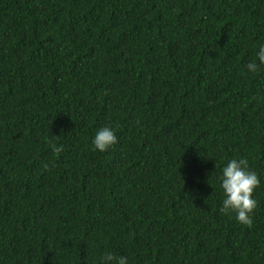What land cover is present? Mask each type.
Wrapping results in <instances>:
<instances>
[{
    "label": "trees",
    "instance_id": "trees-1",
    "mask_svg": "<svg viewBox=\"0 0 264 264\" xmlns=\"http://www.w3.org/2000/svg\"><path fill=\"white\" fill-rule=\"evenodd\" d=\"M261 43L264 0H0V264H264Z\"/></svg>",
    "mask_w": 264,
    "mask_h": 264
},
{
    "label": "clouds",
    "instance_id": "clouds-1",
    "mask_svg": "<svg viewBox=\"0 0 264 264\" xmlns=\"http://www.w3.org/2000/svg\"><path fill=\"white\" fill-rule=\"evenodd\" d=\"M261 65H264V43L259 44L255 57L246 64V70L255 74ZM116 143V132L109 126L97 130L91 140L93 148L101 153ZM218 179L223 195L220 211L234 213V219L241 225L251 224L252 213L257 207L253 194L261 183L257 173L248 168L244 159H231L222 165ZM98 264H129V260L127 256L108 251L100 256Z\"/></svg>",
    "mask_w": 264,
    "mask_h": 264
}]
</instances>
